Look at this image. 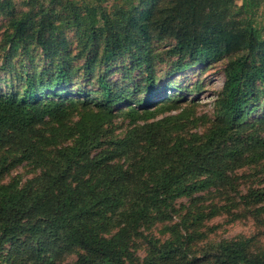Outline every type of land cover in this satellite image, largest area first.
Returning <instances> with one entry per match:
<instances>
[{
	"label": "rangeland",
	"instance_id": "rangeland-1",
	"mask_svg": "<svg viewBox=\"0 0 264 264\" xmlns=\"http://www.w3.org/2000/svg\"><path fill=\"white\" fill-rule=\"evenodd\" d=\"M9 1V8L0 7V95L20 96L30 76L42 73L46 77L50 71L63 66L70 71L69 94L64 99L70 96L76 102H59L60 114L63 122L71 126L87 110L82 103L85 95L92 105L95 102L91 92L99 90L97 77H104L113 93H125L124 102L113 107L111 118L101 126L97 144L69 163L62 155L72 146L73 138H69L67 132L58 134L54 118L43 117V122L35 127L40 136L29 137L37 153L49 161L50 166L63 172L72 185L97 181L103 174L102 169L108 168L115 173V187L121 201L115 206V198L111 197L110 204L97 215L94 221L100 230L108 235L124 229L128 249L123 250L133 253L142 263L152 258L155 264H218L215 255L223 242L243 244L251 254L264 253V199L256 195L264 189V148L255 149L260 139L264 141V79L248 88L241 86L237 97L246 98L242 106L244 118L227 126L226 140L210 153L223 177L219 174L220 177L212 178L207 172L176 169L172 173L176 180L160 188L158 200L148 206V216L134 221L139 219L137 211L149 197L155 175L163 163L168 164L174 157L169 154L166 159L157 158L150 144L132 136V129L135 125L159 123L165 130L168 145L179 138L193 142L204 140L217 123V101L224 91L226 63L245 53L243 48L239 47L216 62L192 63L176 71L177 58L168 52L173 39L162 36L166 30L154 28L155 24L151 23L146 29L145 40L139 34L134 35L131 51L104 61V32L95 43L86 44L84 7H96L108 13L110 22L117 19L120 33L124 34L122 22L126 15L131 13L145 19V13L159 9L161 2H166V11H169L173 0H102L100 3L98 0H55L50 7L55 8L56 29L52 35H46L49 48L44 51L35 38V31L30 33L29 24L35 25L38 9L47 7L48 3ZM233 1L237 6L241 4V0ZM235 10L231 6L230 13L239 19ZM75 15L81 18L79 22H75ZM256 20L261 41H264V7L258 11ZM18 22H24L26 31L22 34L16 33L17 26L13 25ZM97 25L101 27V23ZM143 45L148 50V63L134 56L135 49ZM260 59L258 54L246 61L260 66ZM89 63L91 70H88ZM147 71L157 79V86L171 84L173 88L160 91L146 106L137 104V115H132L130 102H140L146 97L144 77ZM53 101L58 103L56 98ZM9 136L7 130L0 129V187L10 185L11 191L23 190L28 201L27 198L38 194L45 172L32 158V145L27 146L21 140H18L20 144H13L7 140ZM147 163L151 167L150 174L136 177L149 167ZM175 189L189 190L175 198ZM46 202L45 197L38 199L36 206L28 211L30 213L26 212L23 223L45 225ZM126 223L133 226L134 239L128 235L130 230ZM50 242L52 240L40 234L23 231L16 239L0 243V264L76 263L81 254L79 249L66 250L62 243L48 244ZM170 247L175 249L174 254Z\"/></svg>",
	"mask_w": 264,
	"mask_h": 264
},
{
	"label": "trees",
	"instance_id": "trees-1",
	"mask_svg": "<svg viewBox=\"0 0 264 264\" xmlns=\"http://www.w3.org/2000/svg\"><path fill=\"white\" fill-rule=\"evenodd\" d=\"M28 1L48 3L47 7L38 9L39 18L35 25L29 24L30 33L35 31V38L41 43L42 49L48 51L46 35H52L56 29L53 15L55 8L50 6L56 1ZM10 6L9 0L0 2L1 8ZM231 6L236 8L239 19L234 13H230ZM167 7L166 2H161L159 9H150L145 13V19L129 13L122 22L124 34L120 33L116 24L117 19L116 22H110L111 17L108 13L98 11L96 7H84V18L87 22L84 31L87 37L86 44L95 43L98 36L104 32L102 57L104 61L111 60L110 58L133 49L134 35L139 34L145 40L148 25L154 23V28L166 30L162 36L173 39L168 52L177 58L176 71L192 63L216 62L222 56L235 52L239 47L243 48L245 53L229 59L226 63L224 91L217 101L215 118L217 123L204 140L196 139L193 142L179 138L168 145L165 130L159 123L135 125L132 129V136L135 135L140 141L150 144L153 152L158 155L157 158L166 159L169 154L174 157L168 164L163 163L162 167H159L160 172L155 175L156 178L149 187V197L138 209L139 219L137 217L135 222L148 216L150 213L147 212L148 206H153L158 200L160 188H166L168 182L176 180V175H172L174 170L210 173L212 178L220 175L223 177L218 163L210 157V153L221 141L226 140L227 126L232 121H241L244 118L242 106L246 103V98L237 97L241 86L248 88L255 81L264 79V41H261V32L256 25L258 11L264 7V0H241L239 6L235 5L233 0H173L169 11H166ZM80 19L75 15V22H79ZM24 22L13 24L17 26L16 33L22 34L26 31L25 25L22 24ZM98 23H101V27H96ZM137 45L140 46V43ZM258 54L261 56L262 65L247 63L246 58H253ZM134 56H139L142 63H148V50L145 45L135 49ZM91 69L92 65L89 63L88 70ZM69 78V69L59 66L46 77L42 73L30 76L27 88L20 96L0 95V129L7 130L10 135L7 140L13 144H20L18 140L25 142L27 146L31 144L32 158L45 172L38 194L27 198L28 201L23 190L11 191L10 185L0 187V243L3 240L16 239L24 231L37 233L52 240L48 244L62 243V248L66 250L79 249L81 254L75 264H155L152 258H147L143 263L139 262L133 253L123 250L128 249L124 229L107 235L94 221L97 215L103 212V208L110 204L108 202L111 197L115 198V206L121 201L115 187L117 184L115 173L110 172L108 168L102 169L103 174L97 181L93 183L80 181L72 185L68 183L63 172L50 166L49 161L44 160L34 149L32 139L29 137L40 136L35 127L43 122V117L48 116L54 118L58 124V134L63 135L67 132L66 135L73 138L72 146L65 155H62L66 163L73 161L85 150L97 144L99 130L111 118L113 107L124 102V91L113 93L104 77H97L99 90L91 92L95 95V102L92 105L86 94L82 103L87 110L69 126L62 120L59 103L63 100L69 103L76 102L70 96L64 99V96L69 94ZM144 80L146 97L140 102L137 100L130 102L129 111L132 115H137L138 110L135 108L137 104L146 106L151 99L159 96L160 91H170L173 88L171 84L157 86V79L150 71H147ZM242 81H245V84L242 85ZM54 98L58 99V103L53 101ZM260 146L264 148L262 139L258 141L255 149L261 148ZM172 149L173 152H170ZM150 168L145 167L136 177L149 175ZM188 190L175 189L173 196L176 198L187 194ZM256 195L264 199V189L258 191ZM43 197L47 199L43 214L45 225L23 223L25 214L30 213L28 212L30 208L36 206L37 200ZM126 227L130 230L128 235L134 239L133 226L126 223ZM170 249L174 254L175 249L172 247ZM215 257L218 264H264V253L251 254L243 244L233 242L220 243Z\"/></svg>",
	"mask_w": 264,
	"mask_h": 264
}]
</instances>
